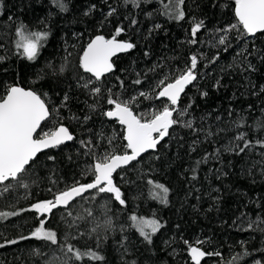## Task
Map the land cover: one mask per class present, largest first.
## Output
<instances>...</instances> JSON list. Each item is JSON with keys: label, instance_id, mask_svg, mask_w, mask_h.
Wrapping results in <instances>:
<instances>
[{"label": "trees", "instance_id": "obj_1", "mask_svg": "<svg viewBox=\"0 0 264 264\" xmlns=\"http://www.w3.org/2000/svg\"><path fill=\"white\" fill-rule=\"evenodd\" d=\"M67 2L68 11L60 12L52 0H0V57H4L0 62V95L14 84L46 94L43 98L52 115L38 133L42 135L63 124L76 137L71 143L38 156L23 177L28 187L17 186L10 194L0 196V211L29 209L37 201L51 199L53 192L71 186L76 180H90V176L82 173L90 168L94 157L84 154L87 149L80 141L95 139L94 133L103 128L107 136L113 137L115 150L120 151L125 144L123 128L101 115V110L111 107L106 103L107 90L111 89L114 95L119 94L125 100L140 91L154 96L155 86L160 81L175 78L190 65V57L195 55L197 79L180 101L181 107L192 104L188 115L181 119L191 120L193 127L174 126L156 152L142 157L134 163L135 167L129 166L114 175V182L126 198V208L110 199V194H97L95 199L87 195L86 199L73 204V217L68 218L72 220L71 225L63 211H57L46 223V227L57 231L59 244L28 240L7 245L0 248V264H64L66 260L69 264H128L132 260L136 264H191L185 241L206 252L221 253L208 256L201 264H228L233 256L244 251L248 255L242 256L239 264H264V232L247 230L249 220L264 219V174L260 165L253 167L260 159L257 153L261 149L257 147L247 156L221 151L219 160L209 157L207 162L196 165L206 153L222 150L240 131L246 132L253 141L264 137V128L256 126L258 121L264 122V92L261 91L264 88V59H261L264 34L257 35L259 38L243 37L240 31L232 30L228 33L227 51L217 45L216 30L236 23L234 0H186L183 6L186 16L180 21L160 14L159 0H145L142 10L125 6L123 0ZM92 5L96 6L95 10L85 15ZM109 6L117 12L105 19ZM133 19L136 20L134 25ZM198 20L204 21L205 28L197 33V42L192 44L189 42L193 38L191 29ZM21 24L27 31L49 33L35 61H28L19 54L22 49L15 47L19 39L15 31ZM155 24L161 27L155 29ZM117 27L124 29L117 39L131 41L136 46L113 61L114 72L101 82L105 99L99 101V109L92 112L88 105L96 98L77 83L81 76L88 78L79 68V58L89 40L96 35L111 38ZM214 57L218 59L212 62ZM249 61L255 71L245 70ZM48 65L57 70L63 65L64 71L53 74ZM137 78L143 83L134 84ZM217 81L219 87L215 86ZM203 92L208 95L202 96ZM65 93L70 101L67 107H61ZM161 107L160 100L139 98L133 110L150 114ZM85 115L92 119L84 120ZM241 117L244 122L237 127L235 122ZM98 143V154L105 148H113L107 140ZM49 156L55 159L50 160ZM194 167L195 180L192 179ZM148 179L169 189L166 205L152 199ZM105 203L107 211L102 207ZM9 204L13 208H8ZM89 211L93 216L88 215ZM152 213L164 227L153 237V244L147 245L138 233L127 227L128 217L137 214L152 218ZM37 217L38 214L28 210L0 220V243L5 238L29 235L39 222ZM105 217L112 220V229L107 233L101 230L99 235L90 232ZM122 236L130 241L127 253L119 245ZM65 237L81 250L91 248L100 252L105 260H69L61 251ZM97 239L99 248H96ZM197 241L203 243L197 245Z\"/></svg>", "mask_w": 264, "mask_h": 264}, {"label": "snow or ice", "instance_id": "obj_2", "mask_svg": "<svg viewBox=\"0 0 264 264\" xmlns=\"http://www.w3.org/2000/svg\"><path fill=\"white\" fill-rule=\"evenodd\" d=\"M144 2L145 0H123L125 6L132 5L134 8H141V10ZM159 2L162 4V8L158 10L160 14L167 16L170 20H184L186 13L183 6L186 0H167V2L159 0ZM52 3L60 12L68 11L67 0H52ZM95 8L96 6L92 5L89 11L85 12V15H88ZM116 12V8L109 6L105 19L115 15ZM234 16L236 23L216 30L218 34L216 43L224 46V51L228 49V33L232 30L240 31L243 37L259 38L257 34H264V0H234ZM131 23L136 24V20L133 19ZM160 27V24L154 25L155 29ZM202 28H205L203 20L194 21L191 29L193 38L189 41L190 43L195 44L197 42V33ZM123 31V28L117 27L111 38L96 35L89 40L79 58V68L89 76L87 79L83 76L79 77L77 83L82 90L87 91L90 96L96 98L93 103L88 105L89 110L92 112L97 111L100 107L99 101L105 99L101 82L107 74L115 70L112 58L118 53L130 51L136 46L131 41L117 39ZM15 35L19 37L15 47L17 50L22 49L19 54L26 57L28 61H35L40 49L43 47L42 42L47 40L49 33L47 31H27L25 26L21 24L16 28ZM145 55H148V53L146 52ZM240 55H243V53H240ZM3 59L4 57H0V62H3ZM215 59H218V57H214L212 62H215ZM261 59H264V57H261ZM197 63V56H191L190 65L186 69L182 70L172 80L168 82L160 81L155 86L154 96L149 92L140 91L137 96H130L125 100L121 99L119 94L114 95L112 90L108 89L106 103L111 107L107 110H101V115L123 127V140L126 143L122 149L120 151L115 150L113 137L107 136L103 128L94 133L95 139L81 140V146L87 149L84 154L94 157L90 168L82 173L85 177L90 176L91 179L87 182L76 180L71 186L53 192L51 199L37 201L29 209L0 211V220L31 210L38 214L39 221L29 235H20L11 240L5 238L4 242L0 243V248L28 240L47 242L52 245L59 244L57 231L46 227V223L56 215L57 211H63L64 218L71 225L72 220L68 218L73 217V202L77 198L86 199L85 194H89L92 199H95L97 194H110V199L126 208V198L121 188L114 182V174H117L120 169L127 170L129 166L135 167L133 162H139L144 153H148L150 150L156 152L158 150L157 146L161 144L165 137L169 136V130L174 126L183 124L187 128L193 127L191 120L183 121L181 119L188 115V109L192 108V104L181 107L180 101L185 88L197 79ZM48 67L52 68L53 74L64 71L63 65L58 70L53 65H48ZM245 70L255 71V66L249 61L245 66ZM133 83L140 85L143 81L137 78ZM124 86V82L121 80L120 87L123 88ZM215 86H220L219 81L216 82ZM261 91L264 92V88ZM43 95L35 89H25L15 84L8 87L3 95H0V196L10 194L11 190L17 186L28 187L26 183H23V177L32 164L36 162L38 153L49 148H59L76 139L70 129L63 124L54 127L51 131L43 132L42 135L38 133V130L42 131V122L48 120L52 115ZM201 95L206 97L208 93L203 92ZM139 98L160 100L163 107L155 109L150 114H139L133 110V105L138 102ZM69 101L70 97L65 93L61 107H67ZM74 118L79 119V117ZM83 119L91 120L92 117L85 115ZM243 122V117H241L235 123L237 127H241ZM256 126L264 128V122L258 121ZM208 135H211V133H208ZM103 140H107V143L113 145V148L111 150L105 148L98 154L96 152V149L100 147L98 142ZM257 147L261 149L257 153L260 159L255 161L253 167L260 165L261 172L264 174V137L253 141L244 131L238 132L222 150L217 149L215 153H206L201 160L196 161V165L207 162L209 157L219 160L221 151L235 156H247ZM193 151H195V148H193ZM48 159L54 160L55 157L49 156ZM192 172V179L195 180L197 178L195 167ZM247 172L251 175V169H248ZM146 182L150 186L152 199L166 205L169 189L151 179ZM49 191L53 190L49 189ZM7 207L13 208L11 204ZM102 207L105 211L108 210L107 203ZM88 215L93 216V213L89 211ZM244 215V213H241V216ZM76 219H83V217H76ZM128 220L130 223L127 227L138 233L147 245L153 244V237L164 227V224L156 217L155 213H152V218L131 214ZM247 225V230L264 232V219L260 217H257L256 220H249ZM111 229L112 220L105 217L103 222H97L90 232L99 235L101 230L107 233ZM121 231L124 232L125 228L122 227ZM68 239V237H65V244L61 247V251L65 252L69 260L77 262L84 260L103 262L105 260V256L100 252L91 248L81 250L68 242ZM72 239H75V236ZM196 243L200 245L203 242L197 241ZM128 244H130L128 237L122 236L119 245L125 253L129 252ZM185 244L188 246L191 264H201L202 259L206 256L221 255L219 252H206L200 246H192L188 241H185ZM99 247L100 240L97 239L96 248ZM247 255V251L237 254L232 257L228 264H239L242 256ZM64 264H69V261L66 260ZM128 264H136V261L132 260Z\"/></svg>", "mask_w": 264, "mask_h": 264}, {"label": "water", "instance_id": "obj_3", "mask_svg": "<svg viewBox=\"0 0 264 264\" xmlns=\"http://www.w3.org/2000/svg\"><path fill=\"white\" fill-rule=\"evenodd\" d=\"M257 35H259V34H257ZM130 51H128V52H123V53H118L116 56H114L112 59H113V61L116 59V58H118L119 56H122V55H125V54H127V53H129ZM83 54V53H82ZM83 71V70H82ZM84 73V72H83ZM113 73V72H112ZM84 74H86V75H88L89 76V74H87V73H84ZM111 73H109V74H107L106 76H109ZM190 86V84L185 88V90L188 88ZM184 94V93H183ZM182 94V95H183ZM182 95H181V97H182ZM106 118V117H105ZM106 120L108 121V122H115V121H110V120H108L107 118H106ZM47 121V120H46ZM46 121H44V122H42V125L46 122ZM116 123V122H115ZM118 124V123H117ZM42 125H41V127H42ZM119 125V124H118ZM120 126V125H119ZM121 128H123L122 126H120ZM170 131V130H169ZM38 132H39V130H38ZM72 142V141H71ZM71 142H67L65 145H67V144H69V143H71ZM162 142V141H161ZM125 143H126V141H125ZM159 146V145H158ZM157 146V147H158ZM55 149V148H54ZM51 150H53V148H49V149H45V150H42L40 153H38L37 154V157L38 156H40V155H42V154H44V153H46V152H49V151H51ZM151 153H154V152H152L151 150L148 152V153H144L141 157H140V159L142 158V157H144L145 155H147V154H151ZM133 163H136V162H133ZM121 170H123V169H120V170H118V172L119 171H121ZM115 175V174H114ZM87 195H89V194H85V196H87ZM80 198H77V200L76 201H78ZM76 201H74L73 202V204L76 202ZM207 257L208 256H206L204 259H202V261H201V263L204 261V260H206L207 259ZM190 258V257H189Z\"/></svg>", "mask_w": 264, "mask_h": 264}]
</instances>
